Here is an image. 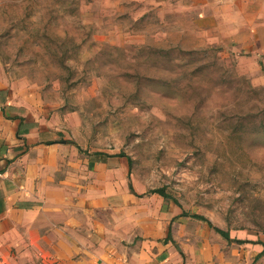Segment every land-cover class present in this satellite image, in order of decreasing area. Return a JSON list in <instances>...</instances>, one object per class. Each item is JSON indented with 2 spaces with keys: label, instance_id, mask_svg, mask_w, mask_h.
Masks as SVG:
<instances>
[{
  "label": "rangeland",
  "instance_id": "obj_1",
  "mask_svg": "<svg viewBox=\"0 0 264 264\" xmlns=\"http://www.w3.org/2000/svg\"><path fill=\"white\" fill-rule=\"evenodd\" d=\"M0 75L139 191L264 239V0H0Z\"/></svg>",
  "mask_w": 264,
  "mask_h": 264
},
{
  "label": "crops",
  "instance_id": "obj_2",
  "mask_svg": "<svg viewBox=\"0 0 264 264\" xmlns=\"http://www.w3.org/2000/svg\"><path fill=\"white\" fill-rule=\"evenodd\" d=\"M26 88L0 75V264H264V239L139 191L127 157L61 138Z\"/></svg>",
  "mask_w": 264,
  "mask_h": 264
},
{
  "label": "trees",
  "instance_id": "obj_3",
  "mask_svg": "<svg viewBox=\"0 0 264 264\" xmlns=\"http://www.w3.org/2000/svg\"><path fill=\"white\" fill-rule=\"evenodd\" d=\"M70 142V141H69ZM121 156H125L124 154H120ZM127 159H128V161H129V167H130V160H129V158L127 157ZM153 193H157V194H159L161 197H163V198H170L169 196H167L165 193H164V191L162 190V189H157V190H154V191H152ZM174 201V200H173ZM175 202V201H174ZM181 215L182 216H189V214L188 213H186V212H184V211H182V213H181ZM190 217L191 218H194V219H197V220H201V221H204V222H206L210 227H213V225H212V223L208 220V219H206L204 216H202V215H198V214H194V215H190ZM214 228V230L217 232V233H219L222 237H224L225 239H227L228 241H231L232 239H230V237H229V234H228V232L227 231H224V230H221V229H219V228H217V227H213ZM234 242H236V243H242L243 241H240V240H237V239H234L233 240Z\"/></svg>",
  "mask_w": 264,
  "mask_h": 264
},
{
  "label": "water",
  "instance_id": "obj_4",
  "mask_svg": "<svg viewBox=\"0 0 264 264\" xmlns=\"http://www.w3.org/2000/svg\"><path fill=\"white\" fill-rule=\"evenodd\" d=\"M63 142H65V141H63Z\"/></svg>",
  "mask_w": 264,
  "mask_h": 264
}]
</instances>
